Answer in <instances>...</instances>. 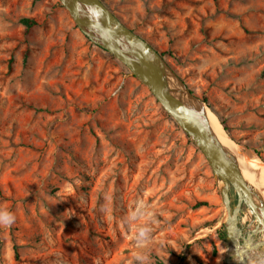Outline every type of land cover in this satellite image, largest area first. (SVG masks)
Returning <instances> with one entry per match:
<instances>
[{"label": "rangeland", "instance_id": "rangeland-1", "mask_svg": "<svg viewBox=\"0 0 264 264\" xmlns=\"http://www.w3.org/2000/svg\"><path fill=\"white\" fill-rule=\"evenodd\" d=\"M103 1L264 164V0ZM226 216L202 151L60 0H0V264H228Z\"/></svg>", "mask_w": 264, "mask_h": 264}, {"label": "water", "instance_id": "water-1", "mask_svg": "<svg viewBox=\"0 0 264 264\" xmlns=\"http://www.w3.org/2000/svg\"><path fill=\"white\" fill-rule=\"evenodd\" d=\"M60 1L81 32L144 83L207 158L227 211L228 264L260 263L264 258V196L246 178L236 152L220 139L207 101L188 86L152 43L126 25L103 0ZM233 190L237 194L235 205Z\"/></svg>", "mask_w": 264, "mask_h": 264}, {"label": "bare ground", "instance_id": "bare-ground-1", "mask_svg": "<svg viewBox=\"0 0 264 264\" xmlns=\"http://www.w3.org/2000/svg\"><path fill=\"white\" fill-rule=\"evenodd\" d=\"M211 118H213V122L215 124V127L217 128L216 131L220 137V139L222 140V142L224 144H226L228 147H230L232 150H234L236 152V154L238 155V159H239V162H240V165L243 169V172L246 176L247 179H249L253 184L257 186V184L254 182L256 181V178L253 177V175L255 174V171H254V167H259L260 168V178H259V184L260 186L262 187L263 191H264V164L262 161H260V159H258L255 154L254 155H249L246 151H244L242 149L241 146L235 144V143H231V141L228 139V137L226 136L225 134V131L224 129L221 127V125L214 119V117L212 115H210ZM251 152V151H250ZM244 159V161L246 162L247 164V171L245 170L244 166H243V161L241 158ZM248 172V173H247ZM258 180V178H257ZM259 189V187H258ZM260 190V189H259ZM247 217L244 215V223H247ZM260 263L258 264H264V258H261L259 259Z\"/></svg>", "mask_w": 264, "mask_h": 264}, {"label": "trees", "instance_id": "trees-1", "mask_svg": "<svg viewBox=\"0 0 264 264\" xmlns=\"http://www.w3.org/2000/svg\"><path fill=\"white\" fill-rule=\"evenodd\" d=\"M21 22L26 26L27 29H30L32 26L36 24V21L31 18H23ZM134 30V29H133ZM158 50V49H157ZM159 51V50H158ZM160 52V51H159ZM164 57L165 55L160 52ZM16 255L18 256V252H16Z\"/></svg>", "mask_w": 264, "mask_h": 264}]
</instances>
